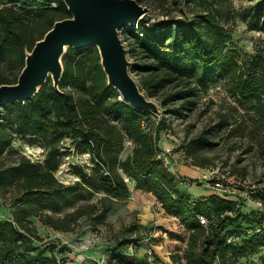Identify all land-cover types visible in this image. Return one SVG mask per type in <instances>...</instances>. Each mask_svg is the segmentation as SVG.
<instances>
[{"label":"trees","instance_id":"trees-1","mask_svg":"<svg viewBox=\"0 0 264 264\" xmlns=\"http://www.w3.org/2000/svg\"><path fill=\"white\" fill-rule=\"evenodd\" d=\"M137 1L146 6L163 2ZM185 1L192 12L187 20L153 24L144 15L138 28H125L128 34L124 42L133 60L130 70L138 73L140 87L148 97L159 99L165 106L178 101L194 106L199 83L210 74L221 77L228 72L230 77L232 74L236 95L245 103H256L251 110L264 121V57L255 56L251 64L244 67L239 65L236 54L230 55L226 50L230 36L220 25V11L216 7L221 0ZM251 1L254 4L248 10L249 22L255 26L264 16V0ZM51 3H56V7ZM70 16L63 0H0V85L16 83L25 66L26 51L32 50L56 21ZM85 51L92 56H83ZM63 58L64 73L59 90L49 78L24 105L7 101L0 108L23 122L25 130H37L52 141L68 136L76 140V147L98 159L99 169L107 173L102 179L85 173L80 177L109 199L131 197L125 178L133 180L137 188L155 195L164 211L180 218L190 230L185 264H246L240 259L249 258L264 248V224L259 232L245 237L241 246L230 240L225 232L227 223H234L244 215L235 200L228 198V192L224 195L215 192L211 197L193 201L176 187L173 175L156 156L162 125H157L155 130H145L144 117L150 111L137 110L119 100V92L107 83L96 47L67 53ZM70 86L81 89L85 97L77 100L67 91ZM104 96L109 97L111 107L124 118L125 135L136 143L132 154L122 162L119 159L124 148L122 132L116 126L102 129L93 110L96 106L93 101L100 103ZM80 104L87 108L81 110ZM0 125L3 126L0 128L2 155L15 133ZM208 139L204 131L199 141L208 142ZM13 153V162L0 159V198L11 189H19V211L15 220L0 221V264H59L54 256L32 253L33 240H41V237L29 215L55 230L70 231L80 218L98 212L106 215L109 209L83 202L63 218L40 213L33 201L50 203L64 189L72 191L80 183L69 187L57 180L54 175L59 165L56 153H51L43 165L19 152ZM217 180L224 182L222 178H214L212 183ZM201 219H205L206 224H201ZM132 241L119 240L116 252H127ZM233 255L235 258H230ZM116 264L133 263L123 255Z\"/></svg>","mask_w":264,"mask_h":264},{"label":"rangeland","instance_id":"rangeland-1","mask_svg":"<svg viewBox=\"0 0 264 264\" xmlns=\"http://www.w3.org/2000/svg\"><path fill=\"white\" fill-rule=\"evenodd\" d=\"M253 4L251 0H221L216 5L220 25L230 36L226 50L230 55L236 54L239 65L244 67L250 65L255 56L264 57V16L255 26L250 25L248 10ZM148 7L150 12L146 17L153 24L192 17L191 6L185 0H163ZM127 34L125 28L121 30L123 41ZM124 43L127 47V42ZM74 51L77 50L68 49L67 53ZM83 56L90 58L92 53L85 51ZM131 74L139 82L138 73ZM67 91L77 100L85 97L79 88L70 86ZM151 99L160 112L146 114L143 126L145 130H155L157 125H162L157 159L173 175L176 187L193 201L215 195L217 191L212 181L222 178L228 198L235 200L244 215L234 223H227L225 232L232 242L243 245L245 237L259 232L264 224V121L251 110L256 103H245L236 95L232 74L230 77L228 72L221 77L210 74L199 83L194 106L182 101L165 106L159 99ZM119 100L123 101L121 97ZM93 102L102 129L116 126L122 132L124 148L119 159L124 161L136 146L134 140L125 135L124 118L111 107L109 97L104 96L100 103ZM86 108L80 104L81 110ZM0 114V124L15 133L14 140L0 155L1 161L13 162L16 151L43 165L51 153H56L59 165L54 175L57 180L69 187L80 183L72 191L64 189L50 203L33 201L37 211L58 219L83 202L109 209L106 215L98 212L80 218L70 231L55 230L27 214L41 237V240H33V254L54 256L59 264H116L123 255L133 264L186 263L190 230L180 218L167 214L155 195L137 188L133 180L125 178L131 197L109 199L80 177L85 173L102 179L107 173L99 169L98 159L76 147L77 141L71 136L52 141L37 130H25L23 122L7 115L3 108ZM204 131L208 142L199 141ZM118 172L123 175L119 167ZM19 192L17 188L11 189L0 198V221L15 220ZM130 239L133 241L127 252H116L119 240ZM240 260L246 264H264V248Z\"/></svg>","mask_w":264,"mask_h":264},{"label":"water","instance_id":"water-1","mask_svg":"<svg viewBox=\"0 0 264 264\" xmlns=\"http://www.w3.org/2000/svg\"><path fill=\"white\" fill-rule=\"evenodd\" d=\"M71 16L54 23L26 51L25 66L13 84L0 85V105L32 100L49 78L59 90L68 49L96 47L110 87L137 110L160 112L157 103L142 90L131 74L128 49L121 37L124 28H137L150 8L137 0H63Z\"/></svg>","mask_w":264,"mask_h":264},{"label":"built area","instance_id":"built-area-1","mask_svg":"<svg viewBox=\"0 0 264 264\" xmlns=\"http://www.w3.org/2000/svg\"><path fill=\"white\" fill-rule=\"evenodd\" d=\"M56 3H51V6L52 7H56ZM143 18V17H142ZM139 27V24H138V26H137V28ZM213 189L214 190H216L217 191V193L219 194V195H224V194H226L228 191L226 190V188H225V186H224V184H223V182L222 181H220V180H217V181H215L214 183H213ZM201 224H206V220L205 219H201Z\"/></svg>","mask_w":264,"mask_h":264}]
</instances>
